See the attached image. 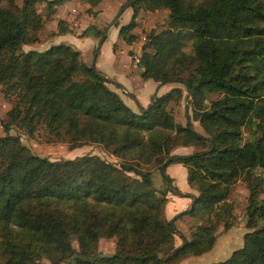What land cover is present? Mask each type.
<instances>
[{
	"label": "trees",
	"instance_id": "trees-1",
	"mask_svg": "<svg viewBox=\"0 0 264 264\" xmlns=\"http://www.w3.org/2000/svg\"><path fill=\"white\" fill-rule=\"evenodd\" d=\"M62 1L21 0L18 6L0 0V92L10 104L0 119V264H43L40 258L44 264H166L200 256L213 247L220 224L231 227L226 199L243 176L247 231L240 247L213 264H264V198H257L253 175L264 169V0H134L129 21L118 27L117 37L129 45L139 10H167L166 27L145 36L139 77L189 89L191 119L203 134L190 122L174 123L165 110L180 99L178 87L134 111L69 45L23 50L38 40L42 24L34 4L51 9ZM80 1L93 7L101 0ZM57 31L67 29L58 24ZM211 93L218 96L206 105ZM11 128L71 149L99 144L118 162L89 154L50 160L32 153ZM246 128L255 132L251 141L243 140ZM177 146L202 149L175 160L197 194L173 219L187 215L197 222L174 246L163 216L168 189L152 187L147 166L163 171ZM113 236L119 238L115 250L99 254L98 239Z\"/></svg>",
	"mask_w": 264,
	"mask_h": 264
},
{
	"label": "rangeland",
	"instance_id": "rangeland-1",
	"mask_svg": "<svg viewBox=\"0 0 264 264\" xmlns=\"http://www.w3.org/2000/svg\"><path fill=\"white\" fill-rule=\"evenodd\" d=\"M126 1L127 0H101L96 6L89 7L88 4L81 2L80 0H64L53 6L51 9L46 8L45 2H37L34 4V8L40 14L42 19L41 27L37 31L38 40L33 44L22 46V49L43 50L52 44H67L73 49L80 50L81 63L89 66L93 57L96 41L100 35L97 32L108 26L110 29L107 33V36L105 34V39L100 45V48L94 59V65H96L95 68L101 73H106L104 75L114 80L118 79L124 83L126 88L123 85V88H120L111 83H105V85L117 93L121 100L126 105L130 106L132 110L137 111L138 106L134 100L127 95V93L132 95L137 100L138 104L145 108L150 103L152 93L158 83L153 82L152 80H144L142 82V79L139 77L140 68L136 65V62L131 59L132 52L129 51V46L136 44L140 47V49H142L144 43L146 42L145 36L150 31L157 32L166 27L167 10H139L135 18L136 24L131 30V32L135 35V40L128 45L125 44L119 37H117L118 43L114 45V49L117 48V57H119L113 62L111 57L110 41H115L118 27L129 21L131 16L130 7L128 6L125 8L111 25H109V23L116 15L119 8ZM14 2L18 6L21 4V0H14ZM58 24L59 26L65 27L67 32L60 35L57 31ZM87 27L89 28L85 35L87 37H80V33ZM118 45H120V48L117 47ZM109 75H112L115 78ZM172 87H178L180 89L181 97L178 101L168 102L165 106V110L170 114L174 123L184 125L186 122H190L196 132L203 134V131L198 123L191 119L189 105L187 106V109L184 106V96L186 94V90L183 84L179 82L162 84L158 88L159 90L157 96L163 92H166ZM141 95L144 104L140 103L142 101L140 97ZM217 96L218 95L216 93L208 94L205 99V104L207 105L209 100L214 99ZM9 108L10 104L5 99H3L0 92V119L4 120L6 118ZM8 133L18 135L20 142L27 146L32 153L47 157L50 160L73 159L81 155L89 154L96 155L99 158L109 162H118V159L110 155L101 145L88 143L85 141L83 142V140H85L84 136L80 137V140L83 142V144L71 149L66 142H45V139L41 135H36L34 139H29L22 133V131H19L15 128H11ZM3 134L4 131L0 126V136ZM254 135V130L250 128L243 130L244 141H251L254 138ZM181 148L182 146L173 148L169 155H187L202 149L201 147L195 146H186L183 147L184 149ZM169 165L170 166L166 171H161V169L158 170L151 164L147 166V169L150 170V180L152 187L156 190L168 189L169 191L168 183H166L165 177H167V173H170L171 179L169 178V184L171 186L174 185L173 188L175 190H187L183 196H186L187 193L192 194L193 196L196 195L197 191L192 187L190 188L186 183L185 168L183 165L176 161L171 162ZM253 175L259 178V193L257 198L260 200L264 198V169L255 170ZM247 180L248 179L245 176L237 179V181L232 185L230 193L227 196L226 201L230 202L232 206V216L230 220L232 224L231 227L228 230H223L220 224L214 231L215 241L222 238L225 240L224 248L226 251H232L240 247L242 245V235L245 231H247L244 229V208L246 206V198L248 195ZM187 208H189V206H187ZM163 216L165 218L164 211ZM170 219H173V217L168 219L165 218L167 221ZM196 222V219L187 215L173 219L172 224L175 229L173 235L174 246H177L181 241L180 235L186 239L189 238V233ZM118 241V236L99 238L97 241L96 250L99 254L109 255L115 250ZM70 245L75 251L78 250L75 239L70 240ZM213 255L214 253L211 251L210 253L203 255L201 259L192 256H184L166 264H210L211 262L215 263L216 261L225 259L224 256L213 257ZM38 262L44 264L47 262V260L40 258L38 259Z\"/></svg>",
	"mask_w": 264,
	"mask_h": 264
},
{
	"label": "crops",
	"instance_id": "crops-1",
	"mask_svg": "<svg viewBox=\"0 0 264 264\" xmlns=\"http://www.w3.org/2000/svg\"><path fill=\"white\" fill-rule=\"evenodd\" d=\"M110 28L107 29L106 31V36H107V33L109 31ZM87 37V36H85ZM105 39V38H104ZM118 43V40H117V35H116V39L114 42L110 41V48H111V57H112V60L113 62L117 60V48L114 49V45ZM90 44V43H89ZM133 45V44H132ZM70 46V45H69ZM118 48H120V45L117 46ZM130 49H131V45L129 46ZM129 49V51H130ZM77 51H80L78 49H75ZM121 52V51H119ZM80 54H81V51H80ZM96 67V65H95ZM102 74H106V73H102ZM113 78H115L114 76L112 75H109ZM117 82L121 83V85L124 86V83L118 79H116ZM150 80V79H148ZM144 80H142L143 82ZM126 88V86H124ZM159 90V89H158ZM158 93V91H157ZM146 95V94H145ZM144 95V96H145ZM141 99H142V95L140 96ZM137 98V97H136ZM140 102V101H139ZM141 104H144L143 102V99L142 101L140 102ZM128 106V105H127ZM130 108V106H128ZM131 109V108H130ZM181 149H184L183 147ZM169 164L164 168V170L166 171L168 168H169ZM168 172V171H167ZM166 172V173H167ZM167 177L171 179V176H170V173H167ZM172 182V181H171ZM174 186V185H173ZM172 186V187H173ZM190 189V188H189ZM187 190H180L178 192H182V194H184ZM190 195L192 194H189L187 193L186 196H178L170 191H167L166 193V202L164 204V208H163V211H164V215H165V218L168 219V218H172L173 216H175L177 213L183 211V210H186L187 209V206H189L190 202H191V198L189 197ZM224 242L225 240L222 238L220 240H216L214 242V245L213 247L206 253L200 255V256H192V257H197L199 259H201V257H203V255L207 254V253H210L212 251V253H214L213 257H221V256H224L225 258L230 254L231 251H226L225 250V246H224ZM180 243V242H179ZM177 245V244H176ZM215 251V252H214ZM210 264H213V262H211Z\"/></svg>",
	"mask_w": 264,
	"mask_h": 264
},
{
	"label": "water",
	"instance_id": "water-1",
	"mask_svg": "<svg viewBox=\"0 0 264 264\" xmlns=\"http://www.w3.org/2000/svg\"><path fill=\"white\" fill-rule=\"evenodd\" d=\"M133 1H134V0H127V1H126V2H125V3L119 8L118 12H117L116 15L113 17V19L111 20V22L109 23V25H111V24L113 23V21L118 17V15H119V14H120L125 8H127L128 6H130V5L133 3ZM107 29H108V26L105 27L103 30H101L100 35H99V37H98V39H97V41H96V45H95V48H94V52H93L92 60H91V62H90V64H89V68H91V69L93 70L94 75H100L99 72H98V71L96 70V68H95V65H94V59H95V56H96V54H97V52H98V50H99V48H100V45L102 44V42H103V40H104V36H105V34H106ZM100 77H101L102 80H103L104 82H106V83H111V84H114V85L119 86L120 88H123V86H122L119 82H117L116 80H114V79H112V78H110V77H108V76H106V75H104V74L100 75ZM161 85H162L161 83H158V84L156 85V87H155V89H154V91H153V93H152V98H151V100H150L149 105H152V104L154 103V101H155V99H156V97H157V91H158V88H159ZM127 95H128L131 99L134 100V102L137 104L138 109H139L140 111H143V110H144V108H143L140 104H138L137 100H136L132 95H130L129 93H127ZM189 97H190V90L187 89V90H186V94H185V96H184V106L186 107V109H187V106H188V100H189ZM177 158H178V156H170V157H168V158L165 160V163H169V162H171V161H175ZM161 171H162V169H161ZM168 188H169V191H170V192H172V193H174V194H176V195H178V196H182V195H183L182 193H180V192H178L177 190H175L170 184H168ZM189 197L191 198V202H190V204H189V208H190L194 196H193V195H190ZM189 208H187V209H189ZM172 221H173V219L168 220V224L170 225V227L172 228V230L175 231V229H174V227H173V224H172Z\"/></svg>",
	"mask_w": 264,
	"mask_h": 264
},
{
	"label": "built area",
	"instance_id": "built-area-1",
	"mask_svg": "<svg viewBox=\"0 0 264 264\" xmlns=\"http://www.w3.org/2000/svg\"><path fill=\"white\" fill-rule=\"evenodd\" d=\"M130 51L132 52L131 59H133V61L137 62V60L140 56V53H141L140 47L136 44H133Z\"/></svg>",
	"mask_w": 264,
	"mask_h": 264
}]
</instances>
